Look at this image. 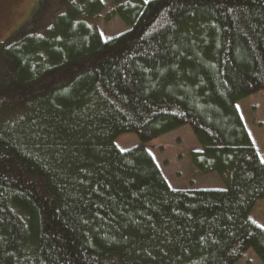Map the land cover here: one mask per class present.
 I'll return each mask as SVG.
<instances>
[{
    "label": "trees",
    "instance_id": "trees-1",
    "mask_svg": "<svg viewBox=\"0 0 264 264\" xmlns=\"http://www.w3.org/2000/svg\"><path fill=\"white\" fill-rule=\"evenodd\" d=\"M56 1L0 44V264H264L237 109L264 90V0ZM107 1L128 30L104 40ZM186 125L222 189L171 188L146 149Z\"/></svg>",
    "mask_w": 264,
    "mask_h": 264
},
{
    "label": "rangeland",
    "instance_id": "rangeland-1",
    "mask_svg": "<svg viewBox=\"0 0 264 264\" xmlns=\"http://www.w3.org/2000/svg\"><path fill=\"white\" fill-rule=\"evenodd\" d=\"M128 1V0H125ZM55 0H0V44L20 30L24 25L40 19L41 25L50 23L57 8ZM113 9L111 2H105L104 11L89 21L104 40L112 39L128 30L117 17L106 21ZM237 109L245 128L261 160H264V90L237 103ZM121 150L139 145L138 138L131 133L115 140ZM164 178L175 189L216 190L222 189L220 179L215 175H201L190 163V153L199 146L190 126L186 125L146 144ZM250 219L264 229V199L256 203ZM236 264H261L252 250L245 252Z\"/></svg>",
    "mask_w": 264,
    "mask_h": 264
},
{
    "label": "snow or ice",
    "instance_id": "snow-or-ice-1",
    "mask_svg": "<svg viewBox=\"0 0 264 264\" xmlns=\"http://www.w3.org/2000/svg\"><path fill=\"white\" fill-rule=\"evenodd\" d=\"M145 2L147 3V2H148V0H145ZM262 162H264V161H262Z\"/></svg>",
    "mask_w": 264,
    "mask_h": 264
},
{
    "label": "crops",
    "instance_id": "crops-1",
    "mask_svg": "<svg viewBox=\"0 0 264 264\" xmlns=\"http://www.w3.org/2000/svg\"><path fill=\"white\" fill-rule=\"evenodd\" d=\"M172 188V187H171ZM173 189H175V188H173ZM188 190H191V189H188Z\"/></svg>",
    "mask_w": 264,
    "mask_h": 264
}]
</instances>
